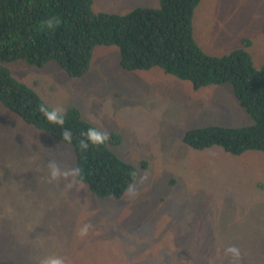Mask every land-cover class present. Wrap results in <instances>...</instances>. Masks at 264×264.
Here are the masks:
<instances>
[{
    "label": "rangeland",
    "instance_id": "374dc122",
    "mask_svg": "<svg viewBox=\"0 0 264 264\" xmlns=\"http://www.w3.org/2000/svg\"><path fill=\"white\" fill-rule=\"evenodd\" d=\"M158 0H94L126 13ZM158 5V4H157ZM264 0H200L196 42L223 55L251 44L264 64ZM12 76L52 108L75 107L108 134L113 151L137 167L119 198L98 197L74 175L52 180L49 163L75 169V154L0 102V264H264V152L194 149L193 128L252 123L229 84L194 88L160 67L124 70L116 46L94 48L89 70L70 77L55 62H6ZM89 225L87 234L81 229ZM236 246L239 258L226 249Z\"/></svg>",
    "mask_w": 264,
    "mask_h": 264
},
{
    "label": "trees",
    "instance_id": "16d2710c",
    "mask_svg": "<svg viewBox=\"0 0 264 264\" xmlns=\"http://www.w3.org/2000/svg\"><path fill=\"white\" fill-rule=\"evenodd\" d=\"M200 0H158L126 13L95 11L94 0H0V102L27 124L68 144L75 154L77 181L98 197L119 198L135 181L137 167L112 149L121 143L111 131L103 145L80 146L83 133L96 125L85 121L75 107L65 110L63 126L49 122L40 112L46 105L30 86L14 78L6 62L18 59L43 66L55 62L70 77L90 69L94 48L116 46L124 70L160 67L166 74L188 80L194 88L229 84L252 123L240 127L206 125L189 129L184 142L194 149L220 146L232 154L264 152V64L255 67L248 39L223 55L205 52L193 35L192 21ZM52 17L59 25L48 28ZM264 34V23L262 26ZM72 132L71 141L63 130Z\"/></svg>",
    "mask_w": 264,
    "mask_h": 264
},
{
    "label": "clouds",
    "instance_id": "9594fccd",
    "mask_svg": "<svg viewBox=\"0 0 264 264\" xmlns=\"http://www.w3.org/2000/svg\"><path fill=\"white\" fill-rule=\"evenodd\" d=\"M60 20L57 17H52L46 21V26L48 28H54L56 25H59ZM40 112L43 116L52 123L58 124L63 126L65 123V110L63 108H49L46 105L40 106ZM83 135L86 137L85 140L80 141V146L83 149H87L89 147V143L92 145H103L108 140V135L96 128H88ZM63 139L65 141H71L72 139V132L69 129L63 130ZM50 169V177L52 180L59 178L60 176H67V175H74L79 176L80 171L79 169H74L70 173L69 172H61L58 165L55 162L49 163ZM89 225L85 224L81 229V234H87ZM227 253H231L234 258H239L240 250L236 246H230L226 249ZM42 264H64L62 258H47L42 261Z\"/></svg>",
    "mask_w": 264,
    "mask_h": 264
}]
</instances>
